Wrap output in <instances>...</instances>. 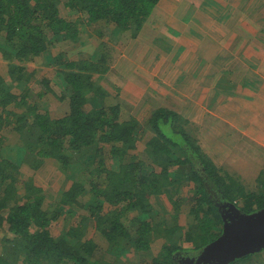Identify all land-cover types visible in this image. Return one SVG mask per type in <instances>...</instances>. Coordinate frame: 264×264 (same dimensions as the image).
Returning <instances> with one entry per match:
<instances>
[{"label":"trees","instance_id":"16d2710c","mask_svg":"<svg viewBox=\"0 0 264 264\" xmlns=\"http://www.w3.org/2000/svg\"><path fill=\"white\" fill-rule=\"evenodd\" d=\"M158 1L0 0V53L11 61L9 81L0 78V129L11 117L18 136L14 156L0 152V228L12 233L2 238L0 255L7 252L0 256V264H111L105 252L126 249L135 252V259L145 252L146 264H179V252L200 251L220 235L223 221L215 197L239 204L245 213L264 207V189L247 192L237 179L213 165L173 112L155 109L144 128L136 120H119L114 110L94 108L104 94L95 86V77L108 68L103 55L68 59L59 52L52 58L65 84L59 99L68 105L60 117L27 114L28 88L11 91L31 79L19 64L35 61L52 45L77 42L79 22L87 28L112 26L113 35L128 31L135 37ZM60 5L78 11V20L63 18ZM10 104L14 109L7 108ZM85 104L91 105L95 121L87 120ZM139 146L150 153L148 165L133 159ZM29 158L35 167L56 166L72 180L57 202L45 204L43 189L32 177L18 178L20 164ZM150 194L165 198L167 213L159 215L156 224ZM79 196L87 202H78ZM69 205L87 213L68 230L52 231L51 224ZM128 214L133 216L125 227L120 219ZM179 219L187 224L183 235ZM89 222L107 226L101 233L109 236L104 246L86 238ZM217 228L220 231L214 234ZM152 234L163 240L156 254H151L148 241ZM253 260L264 264V248L229 264H253Z\"/></svg>","mask_w":264,"mask_h":264},{"label":"crops","instance_id":"0c3cea01","mask_svg":"<svg viewBox=\"0 0 264 264\" xmlns=\"http://www.w3.org/2000/svg\"><path fill=\"white\" fill-rule=\"evenodd\" d=\"M118 52L95 77L104 94L94 108L114 110L139 127L144 119V127L163 107L198 128L197 141L212 158L217 151L222 161L238 153L264 156V0H159ZM104 80L117 87L110 105ZM91 109L85 104L83 111ZM66 110L65 101L55 114L41 113L60 117ZM141 150L133 159L150 163Z\"/></svg>","mask_w":264,"mask_h":264},{"label":"rangeland","instance_id":"374dc122","mask_svg":"<svg viewBox=\"0 0 264 264\" xmlns=\"http://www.w3.org/2000/svg\"><path fill=\"white\" fill-rule=\"evenodd\" d=\"M62 6L63 5H60L59 8H61ZM60 15L69 21H77L79 17V12L68 8H61ZM79 23L77 25V28L79 30L80 37L79 40H77V42L74 43L60 42L58 44L59 46L52 45L43 55L37 57L33 62H28L25 64H19L18 62H15L16 64L24 66L25 69L31 74V79L29 82L21 83L19 85L16 84L14 85V88H12L11 90L14 93H19L21 89H23L24 87L28 88V90L30 91V95L26 97L25 105H24V110H26L27 114L29 113L34 114L35 112L41 113L42 111H46V112L48 111L47 113L53 115L55 114L56 111H59L60 108L63 106V101L60 99L63 93L62 91L65 90L64 89L65 84L62 78L56 72L55 67L52 63L53 61L52 58L54 56H57L59 52H63L64 56L68 59L87 58L89 56H95L94 57L95 59L103 55L106 57L107 60L104 66L108 67L109 65H111V62L114 61V55L116 52L119 51L120 43L123 42V39L134 38L131 37V34L128 31L123 32L122 34L113 35L112 32L109 30V27L107 26L97 24L96 26L87 28V26L83 25V22H81V24ZM103 43L105 44L102 45ZM59 47L61 49H59ZM10 62L11 61H8L5 58H3L2 54L0 53L1 79L9 81L10 79L9 71L11 70V66H9ZM100 82H102V78L99 79V83ZM103 82H105L104 85L105 87H107V94L104 97V100L106 105H110L111 100L115 99V96L110 94L114 90H117V87H115L113 83L108 82L107 80H104ZM119 90H121V88H119ZM108 91L110 93H108ZM7 108L9 110L14 109V106L10 104L7 106ZM14 111L18 112L19 109L15 108ZM143 120L144 119H140L139 121L140 127H143L141 126L143 125ZM178 124L189 133L190 137L195 142L196 146L208 158V160L213 165L227 172L235 179H237L240 183H242L245 191L260 192L264 189L263 186L264 156L261 157L259 160L258 155L252 151L253 153L247 152V155H244L243 153L242 154L238 153L236 154L237 156H232L230 160L222 161V159H219L218 157L221 151H217L215 153L216 154L215 157L212 158L210 156L211 154L210 153L208 154L205 151L206 146L204 147L203 145H201L200 141L199 142L197 141L195 133L198 130V128L192 126L189 123V120L188 119L185 120L184 118H182L180 114L178 117ZM13 126H14V119H12L11 117L9 118V120L8 119L3 120V127L0 129V140L2 145L0 146L1 149L0 152L3 156L15 155L16 152L15 148L16 145L18 144V136L12 130ZM144 128L146 127L144 126ZM136 154L137 155L144 154V151L141 150V146H139V150L137 151ZM148 161L149 160L144 159L142 162L144 164H149ZM105 163L109 165L110 161L107 160L105 161ZM35 164L36 163L32 158H29L28 162L24 160V162L20 164V167L18 169L19 171L18 178L22 180V178L32 177L34 184L40 187L41 189H43L46 198L45 204H48L49 202L51 203L57 202V200L60 199V197L62 198L61 193L63 191H66L72 185L71 182L72 180L69 178H65L66 174H63L61 171L54 170L50 166L35 167L34 166ZM187 188L188 187L184 188V192L186 193H187L186 190ZM80 196L77 197L76 200L80 203L85 204L86 199ZM148 198L150 199V202H152L153 204V210H154L153 223L156 224L157 222L160 221L159 215L167 213L166 209H163L165 208L164 206H166V203H164L165 198L162 196H156L152 194H150ZM63 209H64V214L59 216L56 219V221H54L51 224L52 231L68 230L69 227L72 226L73 224L72 222L75 223L76 221L79 222V220L82 217H84V215L87 213V209L71 206V205H69L68 207L65 206L63 207ZM131 216H133V214H128L127 216H124L120 219L125 227L129 226V219ZM178 221L181 225L182 221L180 219ZM93 223L94 222H89L87 227H85L86 229H88V234H86V238L91 239L97 246L102 247L105 245V242H107L109 239L108 233L106 235L101 234L102 232L106 231L107 226L100 225L99 227H96L95 223L94 224ZM182 225L181 227L183 230L182 232L183 235L184 230L187 229V224L183 223ZM218 230L220 231V228L214 230L213 231L214 234L218 233ZM4 235L6 239H8L9 237L12 236V233L9 231L7 232L5 228H0V238L3 237ZM148 241L150 243L151 254H156V252L159 249V245L163 243V240L160 237L157 238L155 234H152L151 237H149ZM182 246H184L185 248L188 247L186 243H184ZM6 252L7 251L1 253L2 255L0 256L4 258ZM192 252L193 251L190 250L187 251L183 250L179 253L188 254ZM144 253L145 252H142L140 256L138 255V259H135L134 256L136 254L132 250H127V249L121 251L116 250L110 253L111 255H107V253L105 252V257L107 259L108 258L110 259L111 264H146V260H145L146 255H144ZM116 258H118L120 262H115L114 260ZM252 263L256 264V260L255 261L253 260Z\"/></svg>","mask_w":264,"mask_h":264},{"label":"water","instance_id":"95a60500","mask_svg":"<svg viewBox=\"0 0 264 264\" xmlns=\"http://www.w3.org/2000/svg\"><path fill=\"white\" fill-rule=\"evenodd\" d=\"M231 221L224 223L220 235L205 245L191 264H229L237 258L264 248V207L245 213L235 203L224 201Z\"/></svg>","mask_w":264,"mask_h":264},{"label":"flooded vegetation","instance_id":"af4514ba","mask_svg":"<svg viewBox=\"0 0 264 264\" xmlns=\"http://www.w3.org/2000/svg\"><path fill=\"white\" fill-rule=\"evenodd\" d=\"M214 201H215L216 205L218 206V209L221 213L222 221H223L222 227H223L224 223L231 221V216H232V215H230L231 212L228 211L227 208L224 207V205H223L224 201L223 200H220V199H218V197L217 198L215 197ZM198 252L199 251H195V252L188 253V254L187 253H184V254L179 253L177 256V258H178L177 261L179 264H191L190 260L196 259Z\"/></svg>","mask_w":264,"mask_h":264}]
</instances>
